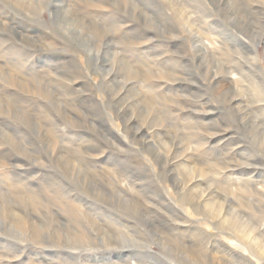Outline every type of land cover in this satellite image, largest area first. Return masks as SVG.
<instances>
[{
  "label": "rangeland",
  "instance_id": "rangeland-1",
  "mask_svg": "<svg viewBox=\"0 0 264 264\" xmlns=\"http://www.w3.org/2000/svg\"><path fill=\"white\" fill-rule=\"evenodd\" d=\"M258 85L264 0H0V264H264Z\"/></svg>",
  "mask_w": 264,
  "mask_h": 264
},
{
  "label": "bare ground",
  "instance_id": "bare-ground-1",
  "mask_svg": "<svg viewBox=\"0 0 264 264\" xmlns=\"http://www.w3.org/2000/svg\"><path fill=\"white\" fill-rule=\"evenodd\" d=\"M17 3H18V2H17ZM31 3H32V2H31ZM37 4H38V3H37ZM54 4H55V3H54ZM59 4H60V3H59ZM175 4H177V3H175ZM18 5H19V4H18ZM24 5H25V4H24ZM35 5H36V4H35ZM20 6H21V4H20ZM21 7H22V6H21ZM55 7H56V5H52V8H51V10H52V11H51V16H52V17H54V15H55L54 10H53ZM33 8H35V7H33ZM21 10H22V9H21ZM60 12H61V11H60ZM60 12H59V13H60ZM69 16H70V15H69ZM73 18H74V17H73ZM54 19H55V18H54ZM74 19H75V18H74ZM60 27H62V26H60ZM220 44H221V43H220ZM221 45H222V44H221ZM199 46H200V45H199ZM243 47H245V46H243ZM248 47H249V46H248ZM200 48H201V47H199V49H200ZM219 50H220V49H219ZM247 52H248V51H247ZM252 53H253V52H252ZM250 56H251V55H250ZM252 57H253V55H252ZM242 65H243V64H242ZM249 69H250V68H249ZM245 70H246V69H244V71H245ZM247 72H248V71H247ZM255 77H256V76H254V78H255ZM255 80H256V79H255ZM254 84H255V83H254ZM250 85H251V84H250ZM252 85H253V84H252ZM252 85H251V86H252ZM255 87H256V89L258 88L259 91H261V92H260L261 95H262V93H264L263 90H262V87H260V85L255 86ZM254 90H255V89H254ZM254 90H253V91H254ZM259 91H258V92H259ZM254 92H255V91H254ZM250 93H251V92H250ZM263 95H264V94H263ZM216 211H218V213H220V212H219V209H216ZM220 214H221V213H220ZM219 216H220V215H219ZM37 229H38V228H37ZM259 239H260L259 237H256V236L253 237V240L258 241V246L260 247L259 249H260V250H261V249L263 250V249H264V243H262L261 240H259ZM239 245H240V243H239ZM240 246H243V247H244L243 244H241ZM263 251H264V250H263ZM158 260H159V259H158Z\"/></svg>",
  "mask_w": 264,
  "mask_h": 264
}]
</instances>
